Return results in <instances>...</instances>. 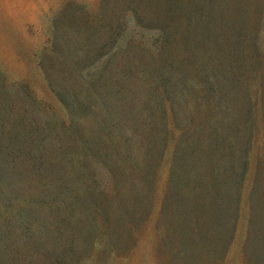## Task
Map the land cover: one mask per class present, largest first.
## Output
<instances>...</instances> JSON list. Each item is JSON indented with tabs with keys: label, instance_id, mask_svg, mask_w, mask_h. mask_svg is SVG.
Here are the masks:
<instances>
[{
	"label": "trees",
	"instance_id": "trees-1",
	"mask_svg": "<svg viewBox=\"0 0 264 264\" xmlns=\"http://www.w3.org/2000/svg\"><path fill=\"white\" fill-rule=\"evenodd\" d=\"M84 15L55 19L39 58L62 114L0 67V264L123 260L148 230L170 264H223L244 207L243 264H264L263 13L101 0Z\"/></svg>",
	"mask_w": 264,
	"mask_h": 264
},
{
	"label": "rangeland",
	"instance_id": "rangeland-1",
	"mask_svg": "<svg viewBox=\"0 0 264 264\" xmlns=\"http://www.w3.org/2000/svg\"><path fill=\"white\" fill-rule=\"evenodd\" d=\"M112 10L125 9L130 0H110ZM101 0H0V67L8 80L14 83L28 84L37 97L63 111L51 95L39 67V58L46 47H49L52 24L55 19L70 26V19L77 18L78 26H85L86 15L100 7ZM247 7L252 12L253 20L257 21L259 12L264 17V0H247ZM71 14L68 15V14ZM72 26V21H71ZM129 29L134 25L130 23ZM151 34L145 33V43L151 44ZM264 47V18L260 34ZM257 155V153H255ZM247 220V209L242 211V221L231 248L227 261L223 264H243L241 248ZM156 243L152 231L140 239L134 253L125 255L120 260L106 256H95L90 264H170L161 251H155Z\"/></svg>",
	"mask_w": 264,
	"mask_h": 264
}]
</instances>
